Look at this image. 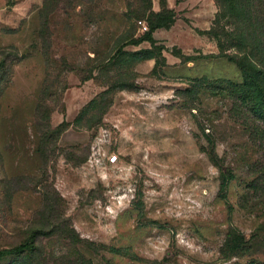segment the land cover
<instances>
[{"label":"rangeland","instance_id":"obj_1","mask_svg":"<svg viewBox=\"0 0 264 264\" xmlns=\"http://www.w3.org/2000/svg\"><path fill=\"white\" fill-rule=\"evenodd\" d=\"M229 1L0 0V252L35 246L0 264H264V120L212 84L244 80Z\"/></svg>","mask_w":264,"mask_h":264},{"label":"trees","instance_id":"obj_2","mask_svg":"<svg viewBox=\"0 0 264 264\" xmlns=\"http://www.w3.org/2000/svg\"><path fill=\"white\" fill-rule=\"evenodd\" d=\"M262 3L264 11V0ZM226 13L236 19V21L242 26V30L237 38L239 45L234 47L238 52L233 58L239 66L244 80L242 84H236L224 80H217L212 84L219 85V88H221L222 91H228V95L234 96V98L241 101L242 106L245 107L246 111L251 112L264 120V52L252 51L255 47L258 49L259 47H264V40L262 41L260 37L264 34V16L260 19L258 15L253 14L252 17L255 19V22H253V18L247 15V9L237 5L236 0L229 1V5L225 9V15L222 17L223 19L229 17ZM173 22V19L167 17V14L164 12L152 16L149 22V31L141 38L129 42L126 46H139L144 42H148L152 47L157 48L154 33L160 28L172 25ZM246 29H249L251 33L253 32V37L259 38L257 46L255 45V47H251L252 49L249 52L243 47L246 44V37L244 35ZM121 51L122 50L119 52ZM147 60H149V58ZM219 94L224 93L221 92ZM34 250V241L31 238V240L22 243L10 251H1L0 258L8 255H23Z\"/></svg>","mask_w":264,"mask_h":264},{"label":"built area","instance_id":"obj_3","mask_svg":"<svg viewBox=\"0 0 264 264\" xmlns=\"http://www.w3.org/2000/svg\"><path fill=\"white\" fill-rule=\"evenodd\" d=\"M110 164H117L119 162V156L118 155H113L112 157L109 158Z\"/></svg>","mask_w":264,"mask_h":264}]
</instances>
